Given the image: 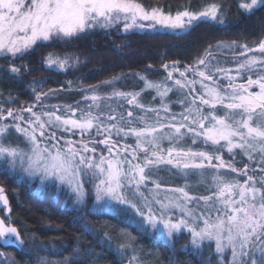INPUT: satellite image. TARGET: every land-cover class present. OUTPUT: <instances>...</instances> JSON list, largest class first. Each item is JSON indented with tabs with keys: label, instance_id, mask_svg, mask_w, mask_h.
Masks as SVG:
<instances>
[{
	"label": "snow or ice",
	"instance_id": "snow-or-ice-1",
	"mask_svg": "<svg viewBox=\"0 0 264 264\" xmlns=\"http://www.w3.org/2000/svg\"><path fill=\"white\" fill-rule=\"evenodd\" d=\"M258 5L264 0H241L239 8L252 13ZM226 20L217 3L172 13L140 0H0V58L20 77L26 66L16 60L43 42L113 30L187 35L194 22ZM44 63L63 72L80 58L50 53ZM179 63L163 64L166 75L156 79L137 73L129 88L120 87L130 79L123 75L87 88L69 80L59 91H42L36 80L33 102L14 108L16 98L0 99V165L17 179L66 191L86 214L85 228L86 216L110 214L166 243L187 233L204 264H264V37L253 45L219 41L183 70ZM73 91L79 99L60 96ZM0 205L10 213L3 186ZM25 234L0 218V247L37 252L30 264H54L38 254L47 246ZM103 239L117 244L126 264L159 260L124 228L105 225ZM61 257L55 264H97L78 241ZM0 258L15 264L5 251Z\"/></svg>",
	"mask_w": 264,
	"mask_h": 264
},
{
	"label": "trees",
	"instance_id": "trees-1",
	"mask_svg": "<svg viewBox=\"0 0 264 264\" xmlns=\"http://www.w3.org/2000/svg\"><path fill=\"white\" fill-rule=\"evenodd\" d=\"M146 7L161 6L164 11H175L181 6L190 4L191 10H199L208 3H217L224 6L227 20L226 26L211 21L196 22L187 35H155L151 32H137L136 34H117L114 30L111 35L103 31L85 39L64 44L60 41L41 43L23 59L16 60V65H24L25 71L20 77L7 72L8 61L0 58V99L7 101L16 98V103L10 105L18 108L21 104L31 103L34 100L32 82L43 80L42 91L55 89L59 91L67 88V81L75 82V87L87 88L90 85H99L113 76L123 75L130 79L120 82V87L129 88L136 83L135 74L150 72L151 78L156 79L166 75L162 65L179 61L183 70L185 64L192 63L204 53L209 45H216L219 41H237L241 44L253 45L264 37V5H258L252 13L239 8L241 0H140ZM50 53L63 56H79L80 63L66 71H59L53 67L49 69L44 58ZM152 68L149 69L148 66ZM11 77V78H10ZM11 93V96L9 95ZM61 93V92H60ZM75 99L80 98L77 92ZM21 178V177H20ZM15 178L0 165V186L5 189L11 212L5 219H11L27 241L35 236L37 245L47 247L40 251V256H47L57 262L61 253L67 255L77 241L92 250L97 258V264H126V258L119 255L117 244L111 245L103 239L104 226L111 224L117 229L124 228L130 231L136 239L138 248L145 253H155L159 260L149 257L147 264H204L199 259L200 253L192 254V249L185 234H180L172 243H165L150 232L138 233L130 227L127 221L110 214L86 216L87 228L81 218L84 213L75 209L73 201L66 198V191L56 187H45L38 191L34 182L28 179ZM93 201L87 199L91 207ZM187 246V247H186ZM8 258L14 259L15 264H30L37 257V252H29L17 247H0ZM209 251L203 249L207 257ZM4 258H0L2 260ZM213 264H217L213 260Z\"/></svg>",
	"mask_w": 264,
	"mask_h": 264
},
{
	"label": "rangeland",
	"instance_id": "rangeland-1",
	"mask_svg": "<svg viewBox=\"0 0 264 264\" xmlns=\"http://www.w3.org/2000/svg\"><path fill=\"white\" fill-rule=\"evenodd\" d=\"M196 22H194V24H195ZM147 32V31H146ZM177 35H179V33L177 34ZM43 43H46V42H43ZM60 96L63 98V99H67L68 100V102H71V100L72 99H75L76 97H75V94L74 93H71V94H69V93H65V92H61L60 93ZM27 104H29V103H24V105H27ZM20 179H28L29 180V182H34L36 185H38V187H37V190L38 191H42L46 186L45 185H41L40 184V180H39V178H33V179H29V178H27V177H21ZM91 199H92V201L94 202V196H92V197H90ZM10 209H11V207H10ZM11 212V211H10ZM4 213V212H3ZM3 213H0V215L1 214H3ZM4 217H7V216H9V214L8 215H3ZM0 218H2L1 216H0ZM151 233V232H150ZM183 234H185V236L188 238V234L187 233H183ZM178 235H180V234H178ZM177 235V236H178ZM159 239V238H158ZM162 240V239H161ZM188 241H189V238H188ZM163 242H165L164 240H163ZM173 241H171V242H167V243H172ZM166 243V242H165ZM189 244H190V241H189ZM191 246V245H190Z\"/></svg>",
	"mask_w": 264,
	"mask_h": 264
},
{
	"label": "flooded vegetation",
	"instance_id": "flooded-vegetation-1",
	"mask_svg": "<svg viewBox=\"0 0 264 264\" xmlns=\"http://www.w3.org/2000/svg\"><path fill=\"white\" fill-rule=\"evenodd\" d=\"M11 210V209H10ZM3 212H5V210L3 209V208H1L0 209V213H3ZM3 215H4V213H3Z\"/></svg>",
	"mask_w": 264,
	"mask_h": 264
},
{
	"label": "water",
	"instance_id": "water-1",
	"mask_svg": "<svg viewBox=\"0 0 264 264\" xmlns=\"http://www.w3.org/2000/svg\"><path fill=\"white\" fill-rule=\"evenodd\" d=\"M5 195H6V193H5ZM9 207H10V206H9ZM1 208H3V206H2V205H0V209H1ZM8 214H9V213H8ZM8 214H7V215H8ZM4 215H6V213H5V212H4Z\"/></svg>",
	"mask_w": 264,
	"mask_h": 264
}]
</instances>
